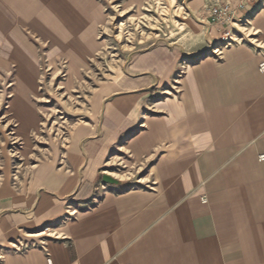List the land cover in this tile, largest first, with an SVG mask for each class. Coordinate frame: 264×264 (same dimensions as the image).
Listing matches in <instances>:
<instances>
[{"label": "crops", "instance_id": "1", "mask_svg": "<svg viewBox=\"0 0 264 264\" xmlns=\"http://www.w3.org/2000/svg\"><path fill=\"white\" fill-rule=\"evenodd\" d=\"M101 20L97 0H0V66H18L28 96L39 62L27 33L80 56ZM249 21L251 41L215 56L144 54L137 67L175 86L151 102L157 115L130 105L147 181L104 183L122 175L103 169L96 138L39 165L0 201V264H264V8Z\"/></svg>", "mask_w": 264, "mask_h": 264}, {"label": "rangeland", "instance_id": "2", "mask_svg": "<svg viewBox=\"0 0 264 264\" xmlns=\"http://www.w3.org/2000/svg\"><path fill=\"white\" fill-rule=\"evenodd\" d=\"M97 1L102 20L87 40L85 54L77 55L66 47L69 43L27 33L36 43L39 62L28 96L22 95L18 66H0L2 202L11 199L16 187L29 185L39 165L82 151L92 138L103 142V169L122 175L118 188L144 184L149 161L137 158L130 147V105L157 115L151 102L171 96L175 86L137 67L142 56L160 50L176 61L215 56L214 46L251 41L246 37L252 31L249 19L264 8V0ZM213 7L229 21L213 22L208 11Z\"/></svg>", "mask_w": 264, "mask_h": 264}, {"label": "built area", "instance_id": "3", "mask_svg": "<svg viewBox=\"0 0 264 264\" xmlns=\"http://www.w3.org/2000/svg\"><path fill=\"white\" fill-rule=\"evenodd\" d=\"M208 11H209V13L212 16V21L213 22H217V21H219V19H224V21H226V22L229 21L227 19L226 14L225 13H222V10L220 8H218V7L210 8ZM222 14H224L223 15L224 17H222ZM213 48L218 49L217 52H216V55H218V54L221 53V49L220 48H217L215 46ZM258 70L260 72H264V58H262L260 60V62L258 63ZM260 159L261 160H264V154L260 155ZM48 263L51 264V260L50 259H48Z\"/></svg>", "mask_w": 264, "mask_h": 264}, {"label": "water", "instance_id": "4", "mask_svg": "<svg viewBox=\"0 0 264 264\" xmlns=\"http://www.w3.org/2000/svg\"><path fill=\"white\" fill-rule=\"evenodd\" d=\"M102 180L104 183H108V184H117L118 183V180L109 174H103Z\"/></svg>", "mask_w": 264, "mask_h": 264}, {"label": "bare ground", "instance_id": "5", "mask_svg": "<svg viewBox=\"0 0 264 264\" xmlns=\"http://www.w3.org/2000/svg\"><path fill=\"white\" fill-rule=\"evenodd\" d=\"M219 48H221V47H219ZM217 50H218V49H215L214 51L217 52ZM36 235H37V234H36Z\"/></svg>", "mask_w": 264, "mask_h": 264}]
</instances>
